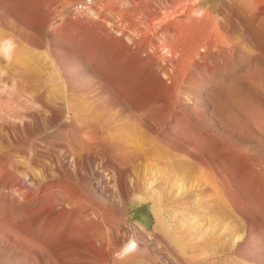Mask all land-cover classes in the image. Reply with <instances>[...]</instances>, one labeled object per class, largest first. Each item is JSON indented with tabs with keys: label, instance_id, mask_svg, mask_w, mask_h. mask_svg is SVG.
<instances>
[{
	"label": "rangeland",
	"instance_id": "1",
	"mask_svg": "<svg viewBox=\"0 0 264 264\" xmlns=\"http://www.w3.org/2000/svg\"><path fill=\"white\" fill-rule=\"evenodd\" d=\"M80 2L0 0V264H264V0L191 1L221 50L176 94L121 40L150 8Z\"/></svg>",
	"mask_w": 264,
	"mask_h": 264
},
{
	"label": "bare ground",
	"instance_id": "2",
	"mask_svg": "<svg viewBox=\"0 0 264 264\" xmlns=\"http://www.w3.org/2000/svg\"><path fill=\"white\" fill-rule=\"evenodd\" d=\"M161 1H163L164 3L160 7L157 4H155V1H151L150 3L148 0H131V2L135 4L136 7L142 5V7L144 8L147 9L150 8V12L153 15L152 27L156 28V25H158V27L156 28L157 30L154 31L153 35L149 34L150 31L154 30L152 27L146 30H143L140 27L139 28L135 27L132 29L130 33L129 32L127 33L124 30H119V33L121 34V40H123V36H125L131 42V44H134L135 48L145 47L144 51L146 56L153 61V64L156 67L154 69V74L158 78H160V72L163 73L169 79L170 84L168 85V88L173 93L176 94L179 81L182 80L189 72L195 69V66H197L200 63V60L203 59L205 52L207 53L212 51L215 46L218 48V50H221V46L215 45V42L213 40V25L210 15L208 13H203L201 17H198L192 14L191 4H190L192 0H161ZM159 4L161 3L159 2ZM113 10L116 12L119 11L117 6H113ZM104 31L105 33H107L106 30ZM5 35L6 32L0 31V39ZM143 35L146 38H148L146 40V46H144L145 44H143V42L141 43L138 41V37H141ZM156 37L161 39L162 41L161 44L160 42L158 43L156 41ZM123 43L126 44L125 42ZM10 46L7 43V48H10ZM161 47L164 48V51L161 50ZM80 109L82 108L80 107ZM80 109L78 110V112L80 113L76 115V117L79 119V122L78 120L75 121L76 123L75 125L79 127H87L89 129L87 138L90 139V141L93 140L95 143L97 139L101 138L100 133H103L102 126L106 125L110 127L111 124L114 123V121L109 116L102 115L100 122H98V120L96 119H94L93 122H88L82 116L83 109L82 111H80ZM122 123L120 122L119 124ZM124 123L126 125V122ZM130 123L131 122L129 120V124ZM115 126L116 124H114V129H118L115 128ZM117 131L118 130H116L115 132ZM123 131L127 132L128 129L124 127ZM122 136H123L121 138L122 140L116 139V141H114L116 156L119 158V160L125 163L127 160L131 161L130 160L131 158L133 159L139 158L140 153L142 155V152H146V150L145 151L139 150V147H137L139 143H137L135 139H132L134 138V136H131V134L130 135L122 134ZM129 138H131L132 140L130 144L131 149L126 148V141L127 140L129 141L130 140ZM147 141H149V143H153L152 140L150 141V139H147ZM131 145H133V147ZM132 164L134 163L132 162ZM192 164L193 163H191V165Z\"/></svg>",
	"mask_w": 264,
	"mask_h": 264
},
{
	"label": "built area",
	"instance_id": "3",
	"mask_svg": "<svg viewBox=\"0 0 264 264\" xmlns=\"http://www.w3.org/2000/svg\"><path fill=\"white\" fill-rule=\"evenodd\" d=\"M90 4V0H82L74 7V11L79 12L85 5Z\"/></svg>",
	"mask_w": 264,
	"mask_h": 264
}]
</instances>
